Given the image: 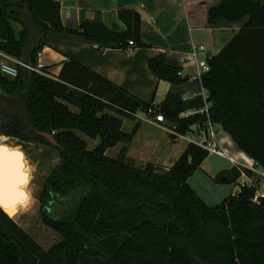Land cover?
Instances as JSON below:
<instances>
[{"label": "trees", "instance_id": "trees-1", "mask_svg": "<svg viewBox=\"0 0 264 264\" xmlns=\"http://www.w3.org/2000/svg\"><path fill=\"white\" fill-rule=\"evenodd\" d=\"M60 11L59 0H0V51L35 64L39 51L57 50L53 43L65 37L115 49L149 47L141 14L133 9L117 10L123 28L107 25L99 13L66 28ZM206 24H239L234 37L206 58L209 70L198 80L207 98L199 95L193 106L199 110L207 102V113L180 116L184 102L172 93L158 110L183 135L209 119L264 171V2L217 0L207 8ZM147 65L171 86L187 81L165 53ZM17 69L13 78L0 71V135L58 151L59 162L38 195V214L60 240L44 249L0 207V264H264V197L253 200L255 185L210 206L188 182L208 157L205 149L188 143L161 171L151 163L134 166L127 156L140 122L135 115L153 97L141 99L74 55L57 75L47 66L49 76ZM122 118L137 120L131 132L122 130ZM77 131L99 139L98 145L89 150ZM119 143L125 147L117 158L106 155ZM240 176L233 168L229 181Z\"/></svg>", "mask_w": 264, "mask_h": 264}, {"label": "crops", "instance_id": "crops-1", "mask_svg": "<svg viewBox=\"0 0 264 264\" xmlns=\"http://www.w3.org/2000/svg\"><path fill=\"white\" fill-rule=\"evenodd\" d=\"M61 4V18L63 24L66 28L76 29L80 23L82 16L85 18L92 19L96 13H99L102 17V20L107 25L116 23L120 28H123V25L117 20L116 12L120 8H130L141 14L142 17V37L143 41L148 48H136L133 45H129L125 53L130 52L132 55H135L134 62H145L147 66V61L149 58L155 56L156 54L162 52L167 55L168 58L175 60L181 66V72L193 73L196 72L197 66L206 63L203 60H200V55L206 56V53L209 52L210 55L217 54L222 47H224L237 33L239 29V24H232L231 26L226 27H209L206 24L207 18V8L216 4L217 0H59ZM91 5L93 8H87L86 6ZM61 41H70L73 43L74 49L76 47L82 48L77 51L75 55L82 64L95 71L96 73L106 77L113 84L117 86L131 85L132 81H136L132 77L135 76L131 73L132 77L128 78L127 73L134 70V68H124L125 75L127 76L124 81L118 80V69L112 65L111 62V74H104L101 72L97 66H95L92 61L87 57L84 48H89L91 51L95 46H88L84 41L78 40L77 38L65 37ZM60 44V43H59ZM96 45V44H92ZM203 47V51H199V47ZM210 48H207V47ZM212 49V50H211ZM208 50V51H207ZM44 58L45 55L48 57L44 61L45 65L50 69V71L57 75L63 63L67 60L68 54L57 51L51 47L43 48ZM111 52H122V49L112 48ZM113 53V54H115ZM130 53H128L130 55ZM112 54V53H111ZM111 55V57L113 56ZM124 54V51L123 53ZM206 58V57H205ZM112 61V59H111ZM196 61V62H195ZM201 61V62H200ZM124 62V61H123ZM53 66V67H52ZM153 75L150 74L147 77V80H155V89L152 94L154 103L162 102L168 93H172L174 99H180L184 102L185 109L181 112L180 116H184L185 113L193 112L196 108L193 106L195 98L203 94H206V91L199 87L198 80H189L184 83L176 86H171L167 81L155 79ZM145 79V80H146ZM147 82V81H146ZM162 88V93L160 94L159 101H155L157 93ZM137 122V121H136ZM141 126V121L139 122ZM156 128H159L155 126ZM218 138L221 141L223 147L227 148L233 155L239 157L241 154L245 156L236 144L233 142L231 137L224 132L220 126L216 127ZM162 130L161 128H159ZM138 130L135 134L137 135ZM150 134V133H149ZM148 134V135H149ZM134 136V138H135ZM150 137V135H149ZM170 137V136H169ZM172 137V136H171ZM134 138L131 144H134ZM173 144L168 143V147L171 145H177L176 141L179 138L172 137ZM185 143L183 146H179L180 149L177 151L176 156L171 158V161L166 164L162 162L164 168H169L174 161L181 155L183 150L187 145L185 139H181ZM120 144V143H119ZM130 144V145H131ZM131 146L128 153V157L131 158L132 155ZM166 151H170L166 149ZM167 153V152H166ZM170 153V152H169ZM163 160V158L161 159ZM205 160L202 162L204 163ZM234 167V166H233ZM220 173V172H218ZM230 177L227 175L223 178L222 181H229Z\"/></svg>", "mask_w": 264, "mask_h": 264}, {"label": "rangeland", "instance_id": "rangeland-1", "mask_svg": "<svg viewBox=\"0 0 264 264\" xmlns=\"http://www.w3.org/2000/svg\"><path fill=\"white\" fill-rule=\"evenodd\" d=\"M261 1L264 2V0ZM83 17L86 16L84 15ZM92 44L93 43H87L88 46H95L93 51H91L89 48H84V52L80 51V53L86 52L87 57H89L92 63L97 66V68H99L101 72L103 71V73L107 75L111 74V62H113L112 65L118 69V80L120 81H124L123 79H125L127 76L128 78L132 77L131 73L134 74L135 76H133L132 78L136 79V81H132L133 84L131 85L125 84V88L130 93L140 97L141 99L147 101L152 99V94L156 87L155 80L150 81L146 79L150 76V74L152 75V73L148 69V65H145V62H134L133 59L136 56L132 55L130 52H128L130 53V55L128 53H125L126 49H122V52H118L119 54H117V52H111L112 48ZM53 46L58 51H62L68 55L74 56L77 54L73 53L72 50L77 51V49L80 48L76 47L74 49H71L73 47V43H71L70 41L54 42ZM81 49L82 48H80V50ZM123 51L124 54H122ZM111 53L115 54H113V56L111 57ZM205 57L206 56L204 55H200L199 58L200 60H203V62H205ZM47 59L48 57H46L45 55L44 58L43 54V62ZM129 67L134 68V70H131V72H129V74L127 73L126 76L125 71L123 72V70L124 68L126 69ZM162 88L163 87H160L157 96L155 97L156 102L159 101L160 94L162 93ZM71 110L73 112H78V109L75 107H71ZM122 121V130L126 133L131 132L137 124L136 119L132 120L122 118ZM76 134L81 139L86 141L89 150L94 149L99 143V139H91L78 131L76 132ZM148 134L150 135V137ZM169 136L170 135L163 132L159 128H156L155 125H151L150 123L141 120V126H139V131L134 138L135 142L134 144L129 145L127 150V152H129L131 146L133 145L132 155L130 158L133 165L137 167H144L147 163H151L154 164L159 169V171L164 169V167H167L163 166L164 164L162 165L161 161L168 164L171 161V158H174V156H176L177 151L185 143L183 140H181V137H174L179 138L176 141L177 145H171L170 147H168V143L173 144V139L171 136ZM4 137L0 141V144H4L11 149L22 150L24 152L25 169L23 171V174L25 178H28L29 181L25 184V179L24 183L17 189L16 195L19 197V201L12 203L11 205L4 207L3 209L35 241H37L44 249H48L54 243L58 242L60 240V237L53 230L45 227L42 224L38 214V195L42 188L44 179L49 175V173L59 162L60 158L58 151L43 144L34 142H19L16 139ZM217 139L219 148L225 150L226 152H228L229 156L239 161L242 154L237 157L233 155L227 148L223 147L221 141L218 138V133ZM123 147L125 146L120 143L115 147L109 148L106 151V155L112 158H117ZM166 149H169L170 151H166ZM162 158L163 160H161ZM236 165L240 167L238 164ZM233 168L236 167H233L232 162H230L227 158L218 156L216 154H209L205 159V162L202 163L200 167L194 172V174L189 178L188 182L207 205L215 206L231 194L238 193L242 186V182L246 183L244 178L241 176L236 181H222L223 178H225L224 176H230L233 174ZM261 183L264 185L263 179Z\"/></svg>", "mask_w": 264, "mask_h": 264}, {"label": "built area", "instance_id": "built-area-1", "mask_svg": "<svg viewBox=\"0 0 264 264\" xmlns=\"http://www.w3.org/2000/svg\"><path fill=\"white\" fill-rule=\"evenodd\" d=\"M199 51H203V47L198 48ZM43 51H39L37 53V60L35 64L24 63L13 56H10L2 51H0V71L8 76V77H16L18 74V66H22L28 70L36 72L41 75H47L45 72L46 65L42 60ZM196 62V61H195ZM197 66L196 72L193 73H185L180 72V75L189 79V80H199L200 76L209 70V66L207 63ZM203 98L206 100L207 94H203ZM158 103H153L146 111H138L136 113V118L138 120H144L151 125H155L162 129L163 132L167 133L172 137H181L185 139L188 143H192L198 147L205 149L209 154H216L218 156L227 158L230 162H232L233 166L236 167L241 177L244 178L246 183L242 182V186L244 185H255L256 186V194L253 197L254 201H258L259 198L264 197V185L261 183L262 179L264 180V171L257 165V163L250 157L242 155L239 161L233 159L229 156L228 152L219 148L218 139H217V130L216 126L209 120L203 122L202 124H196L184 135L180 134L177 131V125L174 123H169L164 115L159 112ZM209 104L205 102V105L199 110H195L193 112L185 113L184 116H191L193 114L199 113H207ZM238 164L240 167H238ZM260 169V170H259ZM250 171L251 174H247L246 171Z\"/></svg>", "mask_w": 264, "mask_h": 264}, {"label": "water", "instance_id": "water-1", "mask_svg": "<svg viewBox=\"0 0 264 264\" xmlns=\"http://www.w3.org/2000/svg\"><path fill=\"white\" fill-rule=\"evenodd\" d=\"M210 56V53L207 52L206 58ZM41 135L49 143L56 145L51 135L44 133ZM24 166L25 154L22 150L11 149L0 144V207L2 209L19 201L16 191L26 179L22 171Z\"/></svg>", "mask_w": 264, "mask_h": 264}, {"label": "bare ground", "instance_id": "bare-ground-1", "mask_svg": "<svg viewBox=\"0 0 264 264\" xmlns=\"http://www.w3.org/2000/svg\"><path fill=\"white\" fill-rule=\"evenodd\" d=\"M4 136L3 135H0V141L2 140V138H3ZM5 138V137H4ZM5 140V139H4ZM7 146V145H6ZM24 169H25V166L23 167V170L22 171H24Z\"/></svg>", "mask_w": 264, "mask_h": 264}]
</instances>
